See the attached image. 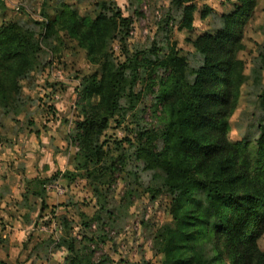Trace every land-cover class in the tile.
Wrapping results in <instances>:
<instances>
[{"label":"trees","instance_id":"trees-1","mask_svg":"<svg viewBox=\"0 0 264 264\" xmlns=\"http://www.w3.org/2000/svg\"><path fill=\"white\" fill-rule=\"evenodd\" d=\"M237 1V10L221 17L215 34L199 36L193 43L200 64L192 79L186 72L188 61L175 45L154 44L148 51L133 52L128 46L132 20L123 16L116 3L101 4L94 19H80L66 5L52 10L51 16L42 11L43 20H35L37 31L0 18V111L4 115L20 113L22 81L38 72L43 44L51 50L48 41L60 32L75 39L90 62L101 68V78L85 89L90 90L87 98L97 97V103H80L74 120L73 142L79 148L75 157L81 164L75 173L65 174L70 181L80 177L95 188L114 182L123 155H112L113 151L135 145L129 138L101 142V136L112 122L121 127L135 110L141 100L135 88L141 79L144 88L153 92V113L160 127L137 130L135 148L146 169L162 172L160 192L170 198L173 226L162 227L154 237L161 264H264V251L258 245L264 234V122L253 145L248 140L233 144L227 135L243 81L235 54L241 26L255 3ZM193 10V5L184 8L181 29L192 28ZM114 43L119 45L120 61L114 56ZM261 97L264 106V93ZM53 180L56 176L32 179L41 188ZM40 191L30 195L41 200L40 210L45 211ZM83 225L90 228L89 221ZM56 228L49 242L57 248L67 246L72 259L65 264H101L92 254L77 252L73 242L67 244L63 223Z\"/></svg>","mask_w":264,"mask_h":264},{"label":"rangeland","instance_id":"rangeland-1","mask_svg":"<svg viewBox=\"0 0 264 264\" xmlns=\"http://www.w3.org/2000/svg\"><path fill=\"white\" fill-rule=\"evenodd\" d=\"M110 3H116L123 16L132 20L128 46L133 52L148 51L154 44L175 45L188 61L189 79L200 64L195 40L215 34L221 28V17L239 5L237 0H191L188 4L178 0H0V18L37 31L35 20H43L42 11L51 16L52 10L66 5L80 19H94L100 5ZM187 5L194 6L192 28L181 29ZM241 29L235 57L241 62L243 81L227 135L233 144L248 140L253 145L259 137L258 126L264 122V0H255ZM48 42L51 50L43 44L38 72L22 81L20 113L0 111V262L65 264L72 259L67 246L57 248L49 242L54 224L63 223L67 244L73 242L77 252L92 254L97 263L161 264L154 237L162 227L173 226L170 198L160 192L162 172L146 169L135 148L137 130L160 127L153 113V92L144 88L141 79L135 88L141 92L135 110L121 127L112 122L101 136V142L129 138L135 145L113 151L112 155H123L114 182L95 188L80 177L70 181L65 174L75 173L81 164L75 157L79 148L73 142L74 120L80 103H97V97L87 98L90 90L85 89L101 78V68L64 31ZM112 48L115 58L123 59L119 45L114 43ZM38 176H56V180L41 188L32 181ZM33 190H42L47 210H40L41 200L30 195ZM91 238L96 240L91 242ZM258 245L264 251V234Z\"/></svg>","mask_w":264,"mask_h":264},{"label":"built area","instance_id":"built-area-1","mask_svg":"<svg viewBox=\"0 0 264 264\" xmlns=\"http://www.w3.org/2000/svg\"><path fill=\"white\" fill-rule=\"evenodd\" d=\"M55 189H56V188H55ZM56 190H59V189L57 188ZM57 193H59V192L57 191ZM56 226H57V225L54 224L55 229H56ZM41 230H42V231H45V232L47 231V229H45V228H42Z\"/></svg>","mask_w":264,"mask_h":264}]
</instances>
